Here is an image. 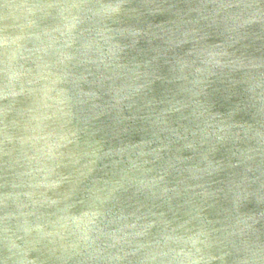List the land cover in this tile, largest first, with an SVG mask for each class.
<instances>
[{"label": "water", "instance_id": "1", "mask_svg": "<svg viewBox=\"0 0 264 264\" xmlns=\"http://www.w3.org/2000/svg\"><path fill=\"white\" fill-rule=\"evenodd\" d=\"M0 264H264V0H0Z\"/></svg>", "mask_w": 264, "mask_h": 264}, {"label": "clouds", "instance_id": "2", "mask_svg": "<svg viewBox=\"0 0 264 264\" xmlns=\"http://www.w3.org/2000/svg\"><path fill=\"white\" fill-rule=\"evenodd\" d=\"M111 7H112L113 10H115V8L118 7V6H111Z\"/></svg>", "mask_w": 264, "mask_h": 264}]
</instances>
